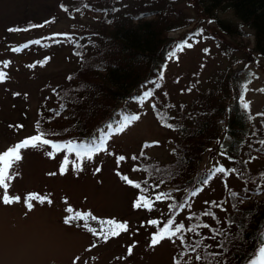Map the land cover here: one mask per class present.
<instances>
[{
	"label": "rangeland",
	"instance_id": "1",
	"mask_svg": "<svg viewBox=\"0 0 264 264\" xmlns=\"http://www.w3.org/2000/svg\"><path fill=\"white\" fill-rule=\"evenodd\" d=\"M88 1L96 5L95 0ZM144 1L122 0L115 5L116 11L124 12L125 8L135 14L146 9ZM172 3L167 17L178 20L186 16L194 21L168 33L178 41L175 56L166 58L163 81L154 94L131 105L118 104V110L124 109L119 111L116 123L121 125L124 117L134 112L139 119L107 136L100 129L94 130L97 123L85 109L88 105L84 104L82 110L79 101L76 108L70 101V96L79 94L71 87L78 82L72 76L79 65L75 41L78 35L97 28L104 14L86 8V0H0V73L4 74L0 81V155L40 133L53 137L50 145L62 146L22 148L21 160L13 161L10 178L5 180L6 191L20 200L5 205L0 199V264H194L200 244L196 236L209 237L215 221L223 229H230V194L247 197L248 192L241 191L244 184L248 190L264 186L263 155L247 160L249 176L243 182L233 171H227L235 161L226 162L216 144L204 154L198 153L201 172L219 164L213 176L208 180L205 177L189 198L186 190L194 180L184 191L172 189V184L177 188L183 181L179 173L176 175L178 136L156 117L154 108L161 103L169 121H174L181 104L196 98L229 63L219 42L239 56V47L253 48L252 36L226 35L193 0ZM257 56L259 67L244 65L253 80L246 84L243 99L257 127L256 144L264 138V57ZM77 122L79 128L95 135L90 144L83 143L75 133L79 130ZM69 143L77 147L68 150L65 146ZM142 164L146 165L144 170ZM157 167L162 169L161 174L156 179L147 177L157 173ZM221 168L225 171L218 172ZM4 192L0 186V197ZM30 194L46 195V200L31 201L33 208L29 210L26 197ZM255 198L262 200L264 195ZM138 202L139 208L135 206ZM181 202L184 207L177 211ZM240 205L247 203L240 201ZM211 209L213 214L209 213ZM199 214L202 217L198 218ZM70 217L73 219L66 224ZM116 224H126L127 229H117ZM161 225V232L165 228L171 231L150 247ZM179 226L181 231L173 235ZM110 228L118 234L112 235ZM184 241L188 246H183ZM184 247L193 252L179 257ZM258 256L246 264H252Z\"/></svg>",
	"mask_w": 264,
	"mask_h": 264
},
{
	"label": "trees",
	"instance_id": "2",
	"mask_svg": "<svg viewBox=\"0 0 264 264\" xmlns=\"http://www.w3.org/2000/svg\"><path fill=\"white\" fill-rule=\"evenodd\" d=\"M121 1L95 0L96 5L93 6L86 0V8L90 7L104 17L98 19L97 28L78 35L74 44L79 65L72 76L78 82L71 87L79 94L70 96V101L75 104L74 108L79 107L76 102L79 101L80 109H89L90 117L97 123L94 130L100 129L107 136L115 135L116 128L120 126L116 123L119 111L124 109L118 110L120 102L128 105L140 102L145 92L154 94L162 83L165 60L178 42L168 33L194 21L186 16L178 20L167 17L173 0H145L146 9L135 14L125 8L124 12H117L115 5ZM193 1L201 8L202 14L213 20L226 35L252 36L253 48L239 47V56L229 45L219 42L229 63L216 73L196 98L181 104L174 114V121H169L165 114L167 109L161 103L154 108L156 117L177 133L176 175L179 173L183 181L178 182L177 188H173V184L171 186L184 191L194 180L192 187L186 190L188 198L201 186L202 180H206L205 177L208 180L213 176L219 165L201 172L198 153L204 154L208 148L218 144L224 160L235 161L233 170L227 167V171H233L243 182L249 176L247 160L258 154L264 156V138H260V143H254L257 127L252 122L253 115L243 103L246 84L253 80L244 65L259 67L257 55L264 57V0ZM239 63L243 65L237 67ZM84 104L88 105L85 109ZM78 125L77 122L75 126L79 130L75 133L80 134L83 143L90 144L95 135ZM43 138L51 140L53 137ZM145 166L142 164V170ZM161 170L159 168L157 173L147 174V177L156 179ZM243 190L248 192L244 193L247 197L230 194L232 212L227 218L230 229H223L215 221L210 226L209 237H195L200 244L194 264H231L234 261L246 264L259 254V246L264 243V198L257 200L255 197L264 195V186L255 185L248 190L244 184ZM240 201L247 205H240ZM181 207H184L183 202L176 206L177 211H181ZM209 213L213 214L214 210ZM199 216L202 217L201 214ZM161 231L162 225L157 227V232ZM184 245L188 246V242L184 241ZM186 252L193 251L182 249L179 257Z\"/></svg>",
	"mask_w": 264,
	"mask_h": 264
},
{
	"label": "snow or ice",
	"instance_id": "3",
	"mask_svg": "<svg viewBox=\"0 0 264 264\" xmlns=\"http://www.w3.org/2000/svg\"><path fill=\"white\" fill-rule=\"evenodd\" d=\"M33 27H37V25H33ZM18 29H9V31H17ZM187 47H191V44L186 45ZM25 47H27V45H25ZM183 47V45L181 46ZM15 51H19V49H14ZM175 56V51H173L172 53H170V57ZM6 66V64H5ZM4 79V74L0 73V81H3ZM18 95V94H17ZM151 96L150 92H145L144 95L140 98L141 101L148 99V97ZM244 107L247 108L248 105L244 104ZM139 119V116L137 115H129L124 117L121 125L119 127L116 128L117 132L123 131L125 127L129 126L132 122L136 121ZM44 133H40L38 135H35L29 139H25L23 142L16 144L14 147L9 148L7 151H5L2 155H0V186H3V188L5 189L4 194L2 195V197H0V199H2V202L5 205L11 204L13 202H18L20 200L19 196H15V197H11L8 193H7V188H8V184L5 183L6 179H9V170L12 166L13 161H19L21 160V156L19 154V150L22 148H27L29 146L32 147H37L39 145H49L51 147L57 148V149H61V145L59 144H53L50 145L49 140L44 139ZM65 147L68 148V150H73L74 148H76V145H73L71 143H69L68 145H66ZM99 149H92V151H97ZM90 158V157H89ZM120 159H123V157H121ZM78 167V165H77ZM65 171L64 167L62 166L60 169L61 174H63ZM97 171H99V169H97ZM218 172H224L225 169L221 168V169H217ZM49 175H55V173H49ZM125 179H127L125 177ZM234 195V194H233ZM157 199H160V197H157ZM26 200L28 201L27 203V208L29 210H31L33 208V204L31 203V201H39L40 203H44L46 200V195L45 196H38V195H34V194H30L26 197ZM48 203H51V200L47 201ZM145 204H147V201H145ZM137 208L140 207V203H136L135 205ZM79 215V214H77ZM73 219L72 217H70L68 220H65V223H69L70 220ZM109 224H112V221L108 222ZM181 227H176L175 231L172 233L173 235L175 233H178L181 231ZM116 228L117 229H127V225L126 224H116ZM171 230L169 228H165L163 230V232L158 233L157 235H154L151 238L150 247H154L158 244V242L160 240H162L165 237V234L170 232ZM109 232L112 235H117L118 232L114 231L113 229H109ZM105 239H107V236L104 237ZM129 254H131V247L128 249ZM252 264H264V247H261L259 249V256L257 258V260L252 261Z\"/></svg>",
	"mask_w": 264,
	"mask_h": 264
}]
</instances>
